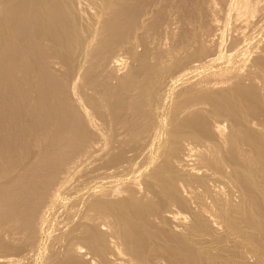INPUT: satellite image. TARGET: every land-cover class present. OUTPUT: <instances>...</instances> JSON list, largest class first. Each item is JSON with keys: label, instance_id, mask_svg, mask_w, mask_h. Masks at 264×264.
<instances>
[{"label": "bare ground", "instance_id": "obj_1", "mask_svg": "<svg viewBox=\"0 0 264 264\" xmlns=\"http://www.w3.org/2000/svg\"><path fill=\"white\" fill-rule=\"evenodd\" d=\"M143 1L145 3V0ZM235 1L236 3L238 2L237 0ZM118 2L119 0H0V149L2 145L4 149L7 148L9 151V149L16 148L18 144L22 148L29 141L31 132L36 133V130H33L30 125L37 118V123H39L37 125L38 129L42 133L43 131L47 132L42 134V136H46L43 140L41 134V138L40 136L38 138V141L41 142L42 140L44 142L42 146L48 144L66 149L70 145H75L80 139V135L84 134L82 132H85L84 126L88 122L90 124L89 127L92 126L93 128L94 134L98 133L99 135L100 133L101 136V133H103L104 136L107 135L103 139L105 144L112 149H114L115 145L119 147L128 145V148L131 146L130 149L132 151V153L128 154H132L129 159L126 157L119 162L115 159L117 153H113L114 156L112 157L107 155L108 157L104 158L109 170L108 173L106 172V181L108 178L107 182L118 181L119 183L117 182L116 185H111L110 183V185L108 184L109 186L103 183L99 190H96L98 186L95 188L91 200L88 198L87 204L84 201L86 208L81 212L78 221L72 225H68L67 223L69 229L65 232L63 231V235L57 238V243L58 239H60V244H58L59 246L61 245L60 249L57 246V250L55 249L53 252L51 250L52 256L47 257L50 263L46 262L49 264H250L253 261L249 260L251 261L249 263L247 258L249 257L248 254L251 253L256 259L255 263L258 262L256 264H264V55H262V52L259 55L252 48L253 45L250 47L254 51L250 52V55H253L251 53L254 52L258 55H253L255 57H252L253 59L248 60V62H245L247 60L245 58V61L242 60L243 64H241L242 61L239 62L238 60L240 65L236 61L237 57L236 60L234 56L232 58L233 53L232 55L228 53L230 54L229 58L228 54L226 55L228 59L223 64L221 63L224 57L223 54L219 56L218 53V58H216V55L214 57L213 54L206 55L207 57H204V60L201 56V60L192 61L186 67V64L182 65L179 69L177 67L178 71L174 76H170L166 72L169 78L167 80L164 79L165 81H161V78L157 76L151 90L147 88L148 86H145L147 84H144L143 81L138 80L136 82L138 79V76H136L137 72L132 70L129 72V75L126 74L120 79L118 77L121 73H118L119 76L115 73L113 76L112 73L113 78L119 79L118 82L112 84L113 82H109L110 74H108L109 77L102 74V77L99 78L98 72H96L98 68L95 69L94 67L95 64L96 67H99L106 59L108 62L109 57L107 56L109 54H106L108 52H103L107 48L105 45L109 44L111 40L114 42L118 38L120 39V36L126 35L131 28L129 25L131 13H133L135 7L134 1L126 0L121 3L120 0V4ZM216 3L214 4L216 5ZM240 3V7L236 4V10L238 7L247 8L248 2L246 0H243L245 6H242V1ZM233 5L234 7L236 6L235 4ZM141 7L139 8L140 10H142ZM253 7L256 6L254 5ZM213 9L212 11H215ZM252 9L253 11L251 12H257L254 10L255 8ZM150 10L152 9H148L142 15L146 16L144 18L141 17L139 29L144 28L145 20L152 14ZM233 11L232 14L236 17H232L234 19L237 18L235 20L238 21L239 17L237 15L242 14V12L240 14L236 12V15L235 11ZM197 12L199 11L197 10ZM261 13L258 15H260L259 19L262 21ZM101 18L106 23L103 31L105 35L103 37L102 31H100L101 37L97 34L99 32H96L97 24ZM245 18L242 17L243 20ZM253 18L256 19L255 14ZM242 19L240 18V21H243ZM103 21H101L102 24ZM240 21L238 22L239 25ZM245 21L242 22L243 26L249 20L246 21V24ZM251 22L252 19L250 20ZM258 24H260V21ZM262 24L264 25V23H261L260 28H264ZM208 26L206 27L208 28ZM173 27L178 28V25L177 27ZM235 27L233 26V29ZM174 28L170 31L172 34L176 30ZM244 28L246 30V27ZM131 29L133 30V27ZM243 29L240 28V30ZM254 29H256L257 33V28L255 27ZM262 30L264 31V29ZM250 31L248 29V33ZM263 31L259 30V32ZM135 33L139 34L137 31ZM140 33L143 32L140 31ZM210 33L213 34L212 32ZM136 34L134 36L135 39L131 38V43L132 40L139 41L141 38L139 37L140 34ZM206 35L208 36L207 33ZM244 35L246 36L245 33L240 36ZM97 36L101 39L99 40ZM254 36L256 35H253L252 38ZM239 37H237L238 40L240 39ZM248 40L251 41L252 39L248 38ZM230 41L232 40L230 39ZM93 44H95V47ZM132 45L130 44L129 46L128 44V47L132 51L133 58H136L141 54ZM249 45L251 44H248L247 50L250 49ZM257 45L254 48L257 49ZM263 45L264 43L260 44L262 48H264ZM201 46L199 47L201 48ZM231 46L233 47L232 42ZM98 48L102 52H96L99 50ZM240 48L238 49L239 52L245 49V47L242 50ZM262 48L258 49L263 51ZM189 50L191 51V48ZM197 50L199 49L197 48ZM89 51H94L93 54L91 52V57L88 56L91 54H87ZM175 51L179 50L176 48ZM214 51L216 50L214 49ZM83 52H86V55L85 53L84 55L87 56L85 57L87 59L88 57L93 59L96 56L99 59L95 58L96 61L93 59L92 64L90 62L91 59L88 61L79 55H83ZM191 52L190 54L193 55L194 53ZM243 52H240V54L243 55ZM51 55L57 57L67 68L64 72L61 71L62 73L60 74H63L64 78L69 80V90L67 91L66 89L67 92H64H69L68 96L63 94L62 91L61 94L59 93L61 87H59L57 77L55 80L53 75L55 72H52L50 75L49 67L47 68V66L46 72L48 69V75L46 72L45 74L42 72L45 69L39 70L41 66L45 68L42 62L49 64L47 60L49 61V58L53 57ZM81 57L84 58L83 61ZM193 57L195 58V56ZM240 57L243 58L241 55ZM113 58L114 60L112 59L111 62H114V64L109 69L114 66L118 68L124 62H121L122 57L115 59L114 56ZM161 58L163 59V57ZM161 63H159L160 67ZM168 63L171 64L170 61ZM181 63L182 61H179L176 65L180 66ZM215 63H219L222 66L224 63H228L230 67L227 68V65L225 66L226 68L223 67L225 69L218 67L219 70L216 71L211 69L213 72L209 71L208 68L207 71L209 72L204 69L202 73L200 70L196 72L198 74L197 78L192 79L194 71L202 67L204 68V66H215ZM33 66L37 67L33 68ZM171 66L173 65L171 64ZM149 67L151 68V66ZM156 68H159V66H156ZM162 68V71L159 73L160 77L164 76L166 71L165 67L164 69ZM215 69H217V66ZM55 74L57 76V72ZM178 80L180 81L179 84L181 83L183 86L180 87L182 88L181 91L180 88L178 91L175 90ZM182 80L187 83L181 82ZM176 92L177 97L174 95ZM20 107L22 108V112L17 121L15 118L18 115L19 111L17 110ZM77 110L83 113L85 117L83 119L87 121L83 120L84 124H86L82 127L83 123L78 125L81 122L79 119L81 115ZM144 117L145 119L148 117L151 122H147V133L144 132V129V133L138 131L143 128ZM15 121L24 128L23 134L25 136L22 134V137L17 138V133H15V130L19 128L17 126H15L16 129L14 128L15 130L9 129V127L13 128ZM35 126L36 124L33 126L34 129ZM2 129H4V133H1ZM10 130L13 133H9ZM39 130L38 132H40ZM53 131L56 133H52ZM57 135L60 136V139H57ZM165 137L167 138L165 139ZM33 138L31 137L30 142ZM85 144L87 145V142ZM40 146L37 145L36 149ZM117 146H115V152ZM24 150L26 151V149ZM28 150L30 152L31 149ZM83 150H80V152ZM126 150H124L125 153ZM100 151L102 152V149ZM29 152L27 151V154ZM105 152L107 154L106 150ZM54 153L55 151H53ZM111 154L112 151L110 152ZM36 155L38 159L42 155L44 161L27 163L20 168L22 172L28 173V175L26 173L28 180H26L24 185L23 183L21 185L20 182V185H18V181L21 179L20 175L17 178L15 175V177H9L6 181L0 180V215L2 213L6 215L5 220L11 219L9 222L11 221L13 225L9 229L15 227L19 230V228L23 229L20 227L22 226L28 237L31 236L30 233L34 230L31 228L32 230L28 234L30 224L33 221L32 211L38 209V203L41 200L43 201L44 194L48 193L46 180L54 177V168L49 174L50 170L48 167L49 176L46 175L45 177L46 167L44 165L48 161H53V157L47 152L45 154L37 152ZM29 156H26V158ZM120 157H118V160ZM139 158H142L141 161H139ZM102 163L104 164V162ZM93 165L95 164L93 163ZM148 165L150 167L152 165L153 167H151L149 172H143ZM96 166L98 167V165ZM91 168H89V171ZM100 169L102 168L100 167ZM104 169L106 168L103 167ZM59 170L58 172L60 173ZM6 171L4 172L3 170L2 172L6 173ZM12 172L10 173L12 174ZM131 172L142 174L139 177L134 176L133 178H129ZM3 173H0V177ZM101 173H98V176ZM21 175L24 176V173ZM4 176L6 177L5 174ZM95 176L100 180L97 175ZM123 177L127 179L120 186V179H123ZM104 180H101L100 183L104 182ZM97 181H94L95 184ZM61 187L65 188L64 185ZM60 188L56 189V194L53 193L54 197L56 195L60 196ZM62 191L64 190L62 189ZM23 196L25 202L21 201L24 200L21 198ZM46 196H49V193ZM87 196L89 197V195ZM45 198L47 199L48 197ZM67 208L69 209L68 206ZM75 213L77 214V212ZM37 216L39 217V215ZM67 219L70 218L68 217ZM27 221H29L28 225H26ZM35 221L37 222V220ZM72 221H75V217ZM34 224L33 227L36 226ZM13 236L15 237V234ZM14 237L13 239H15ZM8 247L10 245H6V241L0 242L1 253L4 252L2 250ZM6 250L7 252L9 251V249ZM250 257L252 256L250 255ZM7 258L9 256L4 260L8 261L6 260ZM0 259L4 264L3 257Z\"/></svg>", "mask_w": 264, "mask_h": 264}, {"label": "rangeland", "instance_id": "obj_2", "mask_svg": "<svg viewBox=\"0 0 264 264\" xmlns=\"http://www.w3.org/2000/svg\"><path fill=\"white\" fill-rule=\"evenodd\" d=\"M118 1V0H117ZM126 0H121V3H123V2H125ZM131 1H134V6L136 7H134V10H133V13H131L132 15H131V18H130V27L132 28L133 27V30L130 28V30L128 31V33L126 34V35H122V36H120V39H119V41H118V39L117 40H115L114 42L111 40L110 42H109V44L107 43V45H105V46H107V48H105V50L103 51V52H108V53H106V54H109L107 57H109L108 58V62H107V59H106V61L101 65H99V67H96V64H95V69L96 68H98L97 70H96V72H98V77L100 78V77H102L101 75L103 74V75H105V76H108V74H110V77H109V82L111 83V82H113L112 84H115V82H118L119 81V79L121 78V77H123V76H125L126 74H128L129 75V72L132 70V71H136L137 72V75L136 76H138V79H137V81L136 82H138V80L139 81H143V83L145 84H147V85H145V86H148L147 88H149V90H151V88H152V85L154 86V81H156V79H157V76H159L158 78H161V81H163L164 79L165 80H167L169 77V75L171 76V75H175L176 73H177V67H178V69L179 68H181L182 67V65H184V64H186L185 65V67L186 66H188L192 61L194 62L195 60H201V58L204 60L208 55H211V54H213V56L214 55H216V58H218V55L220 56L221 54H223L224 55V57L222 58V61H221V63L223 64V62H225V60L226 59H228L229 57H230V54L232 55V53H233V55H232V58H233V56L235 57L234 59L236 60L237 58V62H238V60H239V62H241L242 60L243 61H245V58L247 59L245 62H248V60H252L256 55H260L261 54V52H262V55H264V48H262V46H260V44L262 45V43H264V37H262V36H264V31L262 30V29H264L262 26V28H260V24L261 23H264V0H253V1H251V0H246L247 2H248V6H247V8L245 7V9H244V7H241V8H239L241 5H239V4H241L240 2L242 1V3H243V0H237L238 2L236 3V1L235 0H145V3H144V1L143 0H131ZM137 1V2H136ZM211 1V2H210ZM218 1V2H217ZM219 1H220V5H219ZM142 2V3H141ZM177 2V3H176ZM186 2V3H185ZM210 2V3H209ZM217 2V3H216ZM223 2V3H222ZM225 2V3H224ZM233 2V3H232ZM119 4H120V0H119V2H118ZM139 3V4H138ZM169 3V4H168ZM172 3V4H171ZM214 3H216V5L214 4ZM149 4V5H148ZM181 4V5H180ZM233 4H237L239 7H238V11L236 10V7H237V5L234 7V5ZM258 4H259V6H258ZM139 5V6H138ZM142 7H141V6ZM169 5V6H168ZM187 5V6H186ZM220 6V8H222L221 10H220V8H219V6ZM222 5V6H221ZM232 5H233V7H232ZM256 6V7H253V6ZM150 6V7H149ZM178 6V7H177ZM242 6H245L244 5V3L242 4ZM261 6H262V8H263V10H262V8H261ZM142 8V10H140L139 8ZM144 7V8H143ZM149 7V8H148ZM182 7V8H181ZM190 7V8H189ZM257 7H259V8H257ZM147 8V9H146ZM213 8H215V9H213ZM252 8H255L254 10L255 11H257V12H251V11H253V9ZM135 9H136V11H135ZM139 9V10H138ZM148 9H152V10H150L151 12H152V14L150 15V16H148V18L145 20V22L147 23H145L143 26H144V28L143 29H139V22H140V20H142V18L141 17H145V16H142L143 14H145V12H147V10ZM164 11H163V10ZM212 9L213 10H215V11H212ZM218 10V12H217V10ZM251 9V10H250ZM257 9V10H256ZM146 10V11H145ZM185 10V11H184ZM186 10H187V13H186ZM189 10V11H188ZM197 10L199 11V12H197ZM200 10H202V11H200ZM229 10V11H228ZM235 12H234V11ZM241 10V11H240ZM244 10V11H243ZM134 11H135V13H134ZM170 11V12H169ZM180 11V12H179ZM209 11V12H208ZM232 11L234 12V13H238V14H240L241 12H242V14H240V15H237V13H236V15L239 17L238 18V21H236L237 20V18H233V17H236V16H234L233 14H232ZM240 11V12H239ZM263 13H261V12ZM142 12V13H141ZM144 12V13H143ZM191 12H192V14H191ZM244 12V13H243ZM249 12H251V13H249ZM258 12H260L261 13V18H263V20L261 21V19H259L260 18V15H258V14H260V13H258ZM136 13H137V15H136ZM172 13V14H171ZM200 13V14H199ZM209 13H210V15H209ZM228 13V15H226ZM253 13V14H252ZM256 13H258V14H256ZM160 14H161V16H160ZM191 14V15H190ZM215 14H216V17H215ZM252 14V15H251ZM254 14H255V16H256V19L255 18H253V16H254ZM158 15V16H157ZM186 15V16H185ZM218 15H219V17H218ZM222 15V17H220ZM247 15H248V18H247ZM249 15H251V16H249ZM258 15V16H257ZM154 16V17H153ZM167 16V17H166ZM208 16V17H207ZM233 16V17H232ZM241 16V17H240ZM134 17V18H133ZM177 17V18H176ZM181 17V18H180ZM198 17V18H197ZM242 17L243 18H245V20L246 21H248L249 22V24H248V22H247V24H246V21L245 20H243L242 19ZM252 17V18H251ZM257 17H258V20L260 21V24H258L259 23V21L257 20ZM105 18H106V16H105ZM155 20H154V19ZM157 18V19H156ZM183 18V19H182ZM222 19V21H221V19ZM240 18L243 20V21H240ZM250 18V19H249ZM103 18H101V20H99V22H98V24H97V30H96V32H99V33H97L100 37H101V32L100 31H102V37L105 35L104 34V28H105V24L106 23H104V21L102 20ZM107 19V18H106ZM106 19H105V22H106ZM192 19V20H191ZM218 19V20H217ZM252 19V22L250 23V20ZM255 19V21H253ZM135 20H136V22H135ZM154 20V21H153ZM185 20V21H184ZM200 20V21H199ZM225 20V21H224ZM101 21H103V24L101 23ZM156 21V22H155ZM163 21H164V23H163ZM196 21V22H195ZM213 21V22H212ZM233 21V22H232ZM240 21V25H239V22ZM245 21V24L246 25H244L243 26V23L242 22H244ZM161 22V23H160ZM173 22V23H172ZM176 22H177V24H176ZM210 22V23H209ZM258 22V23H257ZM172 23V24H171ZM182 23V24H181ZM197 23V24H196ZM199 23V24H198ZM232 23V24H231ZM234 23V24H233ZM253 23V24H252ZM257 23V24H256ZM100 24H102L101 26H100ZM160 24V25H159ZM171 24V25H170ZM174 24V25H173ZM221 24V25H220ZM241 24H242V26H241ZM251 24V26H249ZM256 24V25H255ZM148 25V26H147ZM177 25H178V28H174L173 26H176L177 27ZM183 25V26H182ZM187 25V26H186ZM205 25V26H204ZM208 25H210V26H208ZM212 25V26H211ZM235 25H236V27H235ZM239 25V27L241 28V29H243L244 27H246V30H240V28L239 27H237ZM247 25H248V29L249 30H251L249 33H248V29H247ZM254 25H255V27L257 28V33H256V29H254L255 27H254ZM257 25H259L258 27H257ZM263 25V24H262ZM146 26H147V28H146ZM150 26V27H149ZM152 26V27H151ZM163 26V27H162ZM183 28H182V27ZM206 26H208V28L206 27ZM233 26L235 27L234 29H233ZM264 26V25H263ZM136 27V28H135ZM170 27H171V29H170ZM205 27V28H204ZM252 27H254V28H252ZM138 28V30H136ZM167 30H166V29ZM172 28H174V29H176L175 30V32L172 34L170 31L172 30ZM185 28V29H184ZM204 28V29H203ZM210 28V29H209ZM230 28V29H229ZM237 28V29H236ZM103 29V30H102ZM145 29V30H144ZM160 29H161V31H160ZM180 29V30H179ZM213 29V30H212ZM261 29V31H263V32H259V30ZM165 30V31H164ZM191 30V31H190ZM202 30V31H201ZM210 30V31H209ZM221 30V31H220ZM139 32V34H140V36L139 37H141L140 39H139V41H133L132 40V43H131V38L133 39L134 38V36H135V32ZM140 31L141 32H143L144 33V35H146V36H144L143 35V33H140ZM167 31V32H166ZM204 31V32H203ZM239 31H243V32H239ZM247 33H246V32ZM203 32V33H202ZM210 32H212L213 34H211ZM216 32V33H215ZM239 32V33H238ZM254 32H255V34H254ZM163 33V34H162ZM169 34V36H168V34ZM204 33H205V35H204ZM206 33L208 34V36L206 35ZM227 34V36H226V34ZM241 33H245L246 34V36H247V38H246V36L244 35V36H240V35H243V34H241ZM261 33V34H260ZM96 34V35H97ZM139 34H136V35H139ZM167 34V35H166ZM172 34V35H171ZM222 34V35H221ZM128 35V36H127ZM133 35V36H132ZM215 35H217V36H215ZM231 35H232V38H231ZM237 35V36H236ZM240 37H239V36ZM253 35H256V36H254L253 38H252V36ZM127 36V37H126ZM226 36V37H225ZM130 39H129V38ZM197 37V38H196ZM237 37H239L240 39L238 40V38ZM244 37V38H243ZM261 37V38H260ZM97 38H99L98 36H97ZM122 38V39H121ZM193 38H194V40H193ZM241 38H243V39H241ZM248 38L249 39H252L251 41L253 42H251V41H249L248 40ZM256 38V39H255ZM262 38H263V40H262ZM101 38H99V40H100ZM135 39V38H134ZM185 39V40H184ZM198 39V40H197ZM224 39V40H223ZM230 39L232 40V41H230ZM246 39V40H245ZM255 39V40H254ZM258 39H260L259 41H258ZM98 40V39H97ZM98 40V41H99ZM130 40V41H129ZM195 40H196V43H195ZM205 40V41H204ZM233 40H235V41H233ZM257 40V41H256ZM97 41V42H98ZM118 41V42H117ZM122 41H123V43H122ZM158 41V42H157ZM187 41V42H186ZM189 41V42H188ZM199 41V42H198ZM211 41H213V42H211ZM215 41H216V44H215ZM218 41V42H217ZM227 41V42H226ZM238 41V42H237ZM243 41H245V42H243ZM256 41V42H255ZM260 41H262V42H260ZM134 42V43H133ZM177 42V43H176ZM187 44H186V43ZM211 42V43H210ZM231 42H232V45H233V47L231 46ZM237 42V43H236ZM250 42V43H249ZM255 42V43H254ZM259 42V43H258ZM193 43V44H192ZM236 44V46H235V44ZM243 43V44H242ZM251 44V45H249V50H247L246 49V47L248 46V44ZM120 44V45H119ZM128 44H129V46H130V44L136 49V51L138 52V53H140L141 55L140 56H138V57H136V58H133V54H132V51L130 50V47H128ZM196 44V45H195ZM203 44H205V45H203ZM207 44V45H206ZM212 44V45H211ZM213 44H214V46H213ZM242 44V45H241ZM245 44V45H244ZM247 44V45H246ZM258 44V45H257ZM94 45V47H95V44H93ZM176 46V48H177V50H179V51H175L176 50V48H175V46ZM185 45H187V47H185ZM193 47H192V46ZM202 45V46H201ZM211 45V46H210ZM218 45V46H217ZM227 45V46H226ZM254 45V46H253ZM255 45H257L258 47H257V49L258 48H262L263 49V51L262 50H260V49H256V48H254L255 47ZM96 46H98V45H96ZM178 46H179V48H178ZM189 46H191V47H189ZM199 46H201V48L199 47ZM204 46H205V48H206V50H205V48H204ZM250 46H253L252 48L253 49H255V51H257L258 52V54H255V52L254 53H251V54H253V55H255V56H253V55H250V52H252V51H254ZM181 47H182V49H181ZM185 49H184V48ZM195 47H196V49H195ZM212 47V48H211ZM240 47H242V48H240ZM245 47V49H243ZM263 47H264V45H263ZM119 48H121V49H119ZM191 48V51L189 50ZM197 48L200 50H197ZM218 48V49H217ZM220 48V49H219ZM237 48V49H236ZM243 49L242 51H240V52H243V55L245 54V56H243L242 54H240V52H239V50L238 49ZM99 49V48H98ZM167 49V50H166ZM169 49V50H168ZM172 49V50H171ZM174 49V50H173ZM187 49H188V51H190L191 53H194L193 55L192 54H190V52H188L187 51ZM194 49H195V51H194ZM210 49V51L208 52V50ZM214 49L216 50V51H214ZM232 49V50H231ZM81 50V49H80ZM79 50V52H81ZM97 50V49H96ZM107 50V51H106ZM183 51V52H181V51ZM228 50V51H227ZM260 50V51H259ZM98 51H100V52H102V50H97L96 52H98ZM111 51V52H110ZM127 51V52H126ZM130 51V52H129ZM206 51H207V53H206ZM78 52V53H79ZM92 52V54H93V52L94 51H91ZM91 52L89 51V52H87V54L89 53V54H91ZM96 52L94 53L95 54V56H96ZM112 52H113V54H112ZM129 52V53H128ZM170 52V53H169ZM174 52V53H173ZM180 52V53H179ZM185 52V53H184ZM249 54H248V53ZM52 53V52H51ZM84 53H85V55H86V52H83V55L82 54H79V55H81V56H83L84 58L85 57H87V56H85L84 55ZM104 53V54H105ZM172 53V55H170ZM180 55H179V54ZM219 53V54H218ZM228 53H230V54H228ZM54 54V53H53ZM92 54L91 55H88L89 57H91L92 56ZM168 54V55H167ZM183 54V55H182ZM187 54H189V55H187ZM218 54V55H217ZM228 54V58H227V55ZM237 54H240L243 58H241L240 57V55H237ZM98 55V54H97ZM118 55V56H117ZM174 55V56H173ZM205 55V56H204ZM207 55V56H206ZM248 55H249V57H248ZM51 56H53V55H51ZM100 56V55H99ZM103 56V55H102ZM115 56V59L117 58L118 59V57L119 58H121L122 60H121V62H123L121 65H122V67H121V65H119L118 66V68L117 67H113V68H110L109 69V67H112V65L114 64V62H111L112 61V59L114 60V57ZM142 56V57H141ZM173 58V60H172V58ZM193 56H195V58L193 57ZM202 56V57H201ZM83 57H81V59H82V61L84 60V58ZM88 57V59L87 58H85V59H87L88 61L91 59V58H89ZM94 57V56H93ZM106 57V58H107ZM124 57V58H123ZM139 57H141L140 59H137V58H139ZM161 57H163V59L161 58ZM205 57V58H204ZM215 57V56H214ZM237 57V58H236ZM248 57V58H247ZM253 57V58H252ZM53 58V59H52ZM95 58H97V59H99V57H95ZM95 58H93L95 61H96V59ZM100 58H101V56H100ZM111 58V59H110ZM164 58H166V59H168V60H164ZM198 58V59H197ZM81 59H80V61H81ZM93 59H91V63H92V61H93ZM110 59V60H109ZM182 59V60H181ZM58 60V61H57ZM87 60H85V62H87ZM141 60H143V61H141ZM161 60V61H160ZM164 60V61H163ZM50 61V62H49ZM49 61L47 60V62L50 64H45L44 62H42V65H44L45 66V68L43 67V66H41V64H39L40 66H41V68H39V70L41 71L42 69L44 70L45 69V71H42L44 74H45V72H46V66H47V68L49 67V71H50V75H51V73L52 72H57V76H56V74L54 73L53 75H54V77H55V80H56V77H57V82L59 83V87H61L60 89H59V93L61 94V91H62V93L63 94H65L66 96H68L67 94L69 93H64V92H67L68 90H69V80L68 79H66V78H64V75L63 74H60V73H62V72H64L65 71V69L67 70V68H65V66L59 61V59L57 58V57H50L49 58ZM52 61V62H51ZM98 61V60H97ZM110 61V62H109ZM170 61V63L173 65V66H171V64H169L168 62ZM179 61H182V63H181V65L180 66H178V65H176ZM243 61L241 62V64H243ZM99 62V61H98ZM155 62V63H154ZM156 62H157V65H156ZM162 62V63H161ZM238 62V63H239ZM159 63H161L162 65H164V66H162L161 65V67H160V65H159ZM93 64V63H92ZM106 64H108L107 66H106ZM111 64V65H110ZM188 64V65H187ZM49 65V66H48ZM127 65V66H126ZM143 67H142V66ZM153 65V66H152ZM170 65V66H169ZM174 65H175V67H174ZM227 65V68L228 67H230V65H228V63H224V65L222 66V65H219V63H215V66H204V68L202 67L201 69H197V71H194V74H192L193 75V78L192 79H196L197 78V76H198V74L196 73V72H198V71H202V73H203V71H204V69H205V71H207V68H208V70L209 71H211V69L212 70H214V71H216V70H219V68L221 67V68H223V67H225ZM239 65H240V63H239ZM39 66V67H40ZM63 66V67H62ZM98 66V65H97ZM106 66V68H104ZM149 66H151V68L149 67ZM156 66H159V68H156ZM216 66H217V69H215L216 68ZM232 66V65H231ZM35 67H37V66H33V68H35ZM61 67V68H60ZM102 69H101V68ZM127 67V68H126ZM153 67V68H152ZM154 67H155V70H154ZM163 67V68H162ZM164 67H165V69H166V71H165V75L164 76H162V77H160V72L162 71L161 70V68L162 69H164ZM173 67H174V69H173ZM184 67V66H183ZM209 67H210V69H209ZM211 67H213V68H211ZM219 67V68H218ZM121 70H120V69ZM125 68V69H124ZM149 68V69H148ZM169 68H170V70H169ZM220 68V69H221ZM226 68V67H225ZM225 68H223V69H225ZM93 69V68H92ZM99 69H101V71H99ZM117 69V70H116ZM119 69V70H118ZM203 69V70H202ZM52 70V71H51ZM114 70V71H113ZM151 70H152V72H151ZM158 70H159V72H158ZM62 71V72H61ZM116 71V72H115ZM124 71V72H123ZM173 71V72H172ZM209 71H207V72H209ZM99 72H100V74H99ZM108 72V73H107ZM166 72H168L169 73V75L166 73ZM170 72H172V74H170ZM211 72H213V71H211ZM47 75H48V69H47ZM112 73H113V76H114V73L117 75V76H119V74L121 73V75L118 77L119 79L117 80L116 78H113V76H112ZM119 73V74H118ZM157 73V74H156ZM191 73H193V72H191ZM43 74V75H44ZM156 74V75H155ZM100 75V76H99ZM82 76V75H81ZM116 76V77H117ZM150 76V77H149ZM59 77V78H58ZM153 78H155V79H153ZM58 79H59V81H58ZM65 79V80H64ZM104 79V78H103ZM149 79H150V81H149ZM191 79V80H192ZM117 80V81H116ZM153 80V81H152ZM164 80V81H165ZM65 81H67V82H65ZM145 81V82H144ZM152 81V82H151ZM151 84H150V83ZM179 80L176 82V87L178 86V88L176 89V87H175V90L176 91H178V89L180 88V87H183L182 86V84L180 83L179 84ZM181 82H184L183 80L181 81ZM153 83V84H152ZM184 83H187V82H184ZM61 84V85H60ZM117 84V83H116ZM178 84V85H177ZM68 87V88H67ZM63 89V90H62ZM66 89H67V91H66ZM181 89L182 88H180V91H181ZM175 90H174V92H175ZM179 94H182V93H180V92H178ZM178 94V95H179ZM64 95V96H65ZM174 95H176L175 97H177V92L176 93H174ZM66 96H65V98H66ZM179 97V96H178ZM67 99V98H66ZM175 105V104H174ZM74 107V106H73ZM22 108L20 107L17 111H19L18 112V115L16 116V118H15V120H17L18 121V119H19V117H20V115H21V112H22V110H21ZM76 110V109H75ZM77 112H79L78 110H77ZM79 114L81 115V117L79 116ZM79 114H78V116H79V119H80V123L78 124V121H77V124L78 125H81L82 123V125H81V127L82 126H84L85 124H84V121L83 120H85V119H83V118H85L84 116H83V113L80 111L79 112ZM148 119V117L145 119V117L143 118V128H141V129H139L138 131H141V133H147L146 132V128H147V126H148V123L147 122H150L149 121V119ZM37 118L34 120V122L32 121V124L30 125V127L31 128H33V130H36L35 132V134H34V132L32 131L31 133V137L33 138L32 140H31V142H30V139H31V137L29 138V141H27L25 144H24V146H22V148H21V146L18 144V145H16V148L14 147V149H16L15 151H14V149H9V151L7 150V148L6 149H4L3 147H2V145H1V149H3V150H1L0 149V155L1 154H3V155H1L0 156V158H1V160H0V173H3L2 171L4 170V172L6 171V173H3L2 174V176L0 177V180L1 181H6V180H8L9 179V177H12V176H16V178H17V176H19L20 175V177H21V179L18 181V185H20L19 184V182L21 183V185H22V183H23V185L25 184V182H26V180H28V177H27V175H28V173H27V175H26V173L25 172H22L21 171V166L22 165H24V164H27V163H33L34 161L35 162H38V161H44V159H42V155H40V158L38 159V158H36L37 157V155H36V153L37 152H41V153H49V155L50 156H52L53 157V161H48V163H45L44 165H45V167H46V174H45V177H46V175H48L49 176V174L51 173V171H52V169L54 168V177L56 178V180H55V178L54 177H52L50 180H46V182H47V189H48V193H49V196H46V194L48 195V193L46 192V194H44V196L45 197H48L47 199L45 198H42L43 199V201L41 200V202L40 203H38V209H36V211L34 210V211H32V218H33V221H35V220H37V222L35 221V222H31V224H30V230H28V234L30 233V231L32 230L31 228H33L34 230H32V233H30L31 234V236L30 237H28V235L25 233V231L23 230L24 229V227H22V226H20L21 228H23V229H20L19 228V230H18V228H15V227H12V229L10 228L9 229V227L11 226V225H13V223L11 222V224H10V222H9V220H11V219H9V218H6V219H9V220H5V217H6V215H4L3 213H2V215H0V223H1V225H0V229H1V231H0V242H5L6 241V245L8 244V245H10V247H8V248H6V249H9V251L7 252V250L5 249V250H2V251H4V252H2L1 253V250H0V258H2L3 257V260L6 258V257H8L9 256V258H11V259H9V258H7L6 260H8V261H5L4 260V264H49L50 262V260L48 259L49 258V256L51 257L52 256V253H51V250H52V252L56 249L57 250V246H58V248L60 249V246L58 245V244H60V239H58V243H57V238L58 237H60V235H63V233L66 231V230H68L69 229V227H68V225L70 224V225H72V224H74L75 222H77L78 221V219L80 218V214H81V212L82 211H84L85 210V208H86V204H87V202H88V198H90V200H91V198H92V193L95 191V188H97V186H98V188L96 189V190H99V188H101L102 187V185H103V183H104V185H106V186H109L110 185V183H111V185L112 184H115L116 185V183L118 182V181H116V182H107L109 179L107 178V181H106V175H107V173H108V169H107V163L105 162V159L108 157L107 155H109L110 157H112V156H114V154L113 153H117L116 154V157H115V159L119 162V161H122V159L124 160V158H126V157H128V159L130 158V156L132 155V154H130V155H128L129 153H132V151H131V149H130V147L131 146H129V148H128V145H126L127 146V148H126V146L124 147V146H121V147H119V146H117V145H115V146H117L116 147V152H115V146H114V149H112L110 146H108V145H106L105 144V141H104V137L105 136H107V135H103V133H101V136H100V133H99V135H98V133H96V134H94L93 133V128H92V126H90L89 127V125L90 124H88V122L85 120V122H87V125H85L84 126V131L85 132H82V133H84L83 135H80V139L76 142V144L75 145H73V146H69V147H67L66 149L65 148H61V147H59V146H52V145H48V144H46L45 146L47 147V149H46V147L45 146H42V145H44V142L42 141L46 136L45 135H43L42 136V134L43 133H47V132H45V131H43V133H42V131H40L39 129H38V124L39 123H37ZM145 122V123H144ZM34 123V124H33ZM151 123V122H150ZM15 124H17V125H15ZM36 124V126H35V129H34V125ZM145 124H146V126H145ZM3 126V125H2ZM5 126V125H4ZM15 126H17V127H19L18 129H16V127ZM86 126H87V128H86ZM89 127V128H88ZM16 130H15V129ZM6 129V128H5ZM9 129H14L15 130V133H17V138L18 137H22V134L24 133V128L23 127H21L20 126V124L19 123H16V121L14 122V126H13V128L12 127H9ZM20 129V130H19ZM22 129V130H21ZM90 129V130H89ZM143 129L145 130L144 132H143ZM38 130L40 131V132H38ZM150 130V129H149ZM19 132V134H18V132ZM23 131V132H22ZM91 133H90V132ZM138 131H136V133H138ZM4 133V129H2V131H1V133ZM95 132V131H94ZM9 133H13L12 132V130H10V132ZM39 133V134H38ZM52 133H56V132H52ZM140 133V132H139ZM40 134H41V136L43 137L42 138V140H41V142L40 141H38V138H39V136H40ZM88 135V136H84V135ZM24 135V134H23ZM94 135H95V137H94ZM25 136V135H24ZM41 136H40V138H41ZM82 136V137H81ZM83 136H84V138H83ZM91 136H92V139H91ZM98 136V137H97ZM56 137H58L57 139H60L59 137V135H57ZM97 137V138H96ZM101 139H100V138ZM168 137V136H167ZM167 137H165V139L167 138ZM86 138V139H85ZM94 138H96L97 139V141H95L96 139H94ZM107 138V137H106ZM82 139H84V140H82ZM90 139V140H89ZM82 140V141H81ZM101 140V141H100ZM103 140V141H102ZM163 140V139H162ZM32 141H33V143H32ZM84 141H85V143L87 142V145L88 144H90V145H88V147H87V145L84 143ZM91 143H90V142ZM29 144V147H28V144ZM78 143V144H77ZM82 143V144H81ZM94 143V144H93ZM103 143H104V145H103ZM22 145H23V143H21ZM26 144H27V147H26ZM31 144H33V145H31ZM35 144H37L38 146L39 145H41L40 147H37V149H36V146H34ZM97 144V145H96ZM102 144V145H101ZM30 146H31V148H30ZM96 146V147H95ZM26 147V148H25ZM78 147V148H77ZM81 147V148H80ZM93 147H94V149H93ZM123 147V148H122ZM19 148V149H18ZM60 148H61V150H60ZM86 148H89V149H87L86 150ZM105 148V149H104ZM127 150H126V149ZM18 149V150H17ZM24 149H26V151L24 150ZM28 149H31L30 150V152H29V150ZM83 149H85V150H83ZM93 149V150H92ZM102 149V152L100 151ZM123 149V150H122ZM128 149H129V151H128ZM6 151V153H5V151ZM38 150V151H37ZM63 150V151H62ZM80 150H83V151H81L80 152ZM105 150L107 151V154H105L106 152H105ZM110 150V152L112 151V154L110 155V152H108ZM119 150V151H118ZM124 150H126V153H125V151ZM1 151H2V153H1ZM13 151V152H12ZM23 151V152H22ZM27 151L29 152L28 154H27ZM49 151V152H48ZM53 151H55V153L53 154ZM62 151V152H61ZM84 151H85V153H84ZM87 151H88V153H87ZM95 151H96V154H95ZM104 151V152H103ZM123 151H124V153H123ZM17 152V153H16ZM33 152V153H32ZM51 152V153H50ZM65 152H67V153H65ZM78 152V153H77ZM100 152H101V155H100ZM5 153V154H4ZM9 153V154H8ZM25 153V154H24ZM65 153V154H64ZM82 153V154H81ZM8 156H7V155ZM16 154V155H15ZM29 154H31V156H29ZM56 154V155H55ZM59 154V155H58ZM86 154H88V155H86ZM104 154V155H103ZM119 154H120V156H122V157H120L119 156ZM126 154V155H125ZM10 155H12V156H10ZM18 155V156H17ZM33 155V156H32ZM54 155V156H53ZM58 155V156H57ZM63 155V156H62ZM78 155V156H77ZM91 155V156H90ZM96 155H97V157H96ZM102 155H103V157H102ZM106 155V156H105ZM125 155V156H124ZM6 156V157H5ZM14 156V157H13ZM15 156H16V160H15ZM26 156H29L28 158H26ZM35 156V157H34ZM45 156V155H44ZM67 156H68V158H67ZM70 156V157H69ZM85 156H87V157H85ZM120 157L119 158V160H118V157ZM124 156V157H123ZM39 157V156H38ZM56 157H60L59 159L58 158H56ZM76 157H78V158H76ZM90 157V158H89ZM101 157V158H100ZM8 158V160H6ZM23 158H24V162H23ZM32 158V159H31ZM46 158V157H45ZM62 158V160H60ZM65 158H66V160H65ZM80 158V159H79ZM87 158V159H86ZM105 158V159H104ZM13 159H14V162H13ZM25 159H27L26 160V162H25ZM42 159V160H41ZM68 159V160H67ZM75 159H76V161H75ZM100 159V160H99ZM141 159L142 158H139V161H141ZM60 160V161H59ZM85 160H86V163H85ZM88 160V161H87ZM5 163H4V162ZM31 161V162H30ZM79 161V162H78ZM83 161H84V166H83ZM9 162V163H8ZM50 162V163H49ZM102 162H104V164L102 163ZM6 163H7V165H6ZM16 163V164H15ZM19 163V164H18ZM51 163H52V167L50 168V166H51ZM81 163H82V165H81ZM88 163V164H87ZM93 163L95 164V165H93ZM101 163V164H100ZM18 164V165H17ZM47 164V165H46ZM78 164H79V166H78ZM6 165V166H5ZM65 165V166H64ZM96 165H98V167L96 166ZM102 165V166H101ZM106 165V166H105ZM17 168H15V167ZM55 166V167H54ZM69 168H68V167ZM79 168H78V167ZM110 166V165H109ZM47 167H48V169L50 170V172H49V174H48V169H47ZM63 167V168H62ZM75 167V168H74ZM92 167V168H91ZM100 167L102 168V169H100ZM103 167H105L106 169H104L103 170ZM150 167V165H148L147 166V170L145 169L143 172H149L150 171V169H151V167H153L152 165H151V167ZM5 168H6V170H5ZM19 168V169H18ZM57 168V169H56ZM88 168V169H87ZM89 168H91V170L89 171ZM99 170H98V169ZM15 169V170H14ZM58 169H60L59 171H60V173L58 172ZM14 170V171H13ZM73 170V171H72ZM81 170V171H80ZM105 170H107V171H105ZM13 171V172H12ZM62 171V172H61ZM70 171H72V172H70ZM85 171V172H84ZM89 171V172H88ZM91 171H93V172H91ZM96 171V172H95ZM8 172V173H7ZM10 172H12V174L10 173ZM33 172V171H32ZM55 172H56V174L59 176H57L56 174H55ZM65 172V173H64ZM91 172V173H90ZM102 172V173H101ZM107 172V173H106ZM22 173H24V176L23 175H21ZM34 173H36V172H34ZM96 173V174H95ZM98 173H101V174H99V176H98ZM133 175H132V174ZM129 175H127V176H129V178H133L134 176H136V177H139L142 173H139V172H131ZM4 174L6 175V177L4 176ZM65 175V177H63L64 175ZM67 174V175H66ZM71 174V175H70ZM88 174V175H87ZM91 174H93L94 175V177H93V175H91ZM135 174V175H134ZM7 175H8V177H7ZM95 175H97L98 176V178L100 179V180H98L97 179V177L95 176ZM14 176V177H15ZM67 176V177H66ZM70 176V177H69ZM85 176V177H84ZM90 176V177H89ZM126 176V177H127ZM44 177V178H45ZM75 177V178H74ZM27 178V179H26ZM59 178V179H58ZM62 178V179H61ZM63 178H64V180H63ZM83 178V179H82ZM95 178V179H94ZM23 179H25V180H23ZM76 179H78V180H76ZM81 179V180H80ZM93 179V180H92ZM105 179V180H104ZM125 179H127V178H125ZM124 179V177H123V179H120L121 180V182H120V186H121V184H123V181L125 180ZM42 180V179H41ZM67 180V181H66ZM79 180H80V183H79ZM92 180V181H91ZM98 180V181H97ZM103 181L104 180V182H101L100 183V181ZM119 180V181H120ZM0 181V182H1ZM74 181V182H73ZM82 181V182H81ZM83 181H84V183H83ZM97 181V183L95 184V182ZM45 182V181H44ZM64 182H66V183H64ZM89 182V183H88ZM91 182V183H90ZM106 182H107V184H106ZM98 183H100V184H98ZM119 183V182H118ZM73 184V185H72ZM75 184V185H74ZM87 184V185H86ZM95 184V185H94ZM109 184V185H108ZM62 185H64V187L65 188H60V186H62ZM84 185V186H83ZM123 186V185H122ZM52 187V188H51ZM74 187H75V189H74ZM52 190H51V189ZM60 188V190L59 191H61V193H60V196H57L56 195V197H54L53 195V193H57V190L56 189H59ZM69 188V189H68ZM62 189L64 190V191H62ZM71 189V190H70ZM73 189H74V191H73ZM52 192H51V191ZM54 190V191H53ZM58 191V192H59ZM91 191V192H90ZM51 192V193H50ZM63 192H64V194H63ZM50 195H51V197H50ZM87 195H89V197L87 196ZM61 196H62V198H61ZM72 196V197H71ZM21 198H23L24 200H21V201H24L25 202V198H24V196L23 197H21ZM52 198V199H51ZM54 198V199H53ZM56 198V199H55ZM80 198H81V200H80ZM84 200H83V199ZM78 199V200H77ZM86 199V200H85ZM54 200V201H53ZM56 200V201H55ZM82 200H83V202H82ZM20 201V200H19ZM44 201H45V203H44ZM51 201H53V202H51ZM61 201V202H60ZM77 201H78V203H77ZM84 201L86 202V204H84ZM27 202V201H26ZM80 202V203H79ZM50 203V204H49ZM53 203V204H52ZM82 204H83V206H82ZM48 205V206H47ZM61 207H60V206ZM70 205V206H69ZM67 206L69 207V209L67 208ZM85 206V207H84ZM42 207V208H41ZM77 207H78V209H77ZM41 208V212L40 211H38L39 209ZM60 208V209H59ZM65 208V209H64ZM74 208H75V210H74ZM80 208V209H79ZM67 209V210H66ZM82 209V210H81ZM84 209V210H83ZM80 212H79V211ZM67 212V213H66ZM72 212V213H71ZM75 212H77V214L75 213ZM79 213V214H78ZM42 214V215H41ZM69 214V215H68ZM73 214H75V215H73ZM37 215H39V217L37 216ZM77 215H79V216H77ZM67 216V217H66ZM1 217H2V219H1ZM8 217V216H7ZM9 217L11 218V216L9 215ZM39 219H38V218ZM41 217V218H40ZM70 218V219H67V218ZM74 217H75V221L73 222L72 220L74 219ZM35 218H37V219H35ZM73 218V219H72ZM72 219V220H71ZM70 220V221H69ZM6 221H7V223H6ZM39 221V222H38ZM69 222H71V223H69ZM27 223H29V221H27L26 222V225H28ZM36 224V226L35 227H33V224ZM67 223H68V225H67ZM3 224V225H2ZM34 224V225H35ZM67 225V226H66ZM7 226V227H6ZM32 226V227H31ZM3 228V229H2ZM65 228V229H64ZM15 229V230H14ZM16 232H14V231ZM21 230V231H20ZM37 230V231H36ZM7 231V232H6ZM64 231V232H63ZM4 232H5V234H4ZM9 232V233H8ZM22 232V233H21ZM7 233H8V236H7ZM12 233H13V235L15 234V237L12 235ZM20 235H19V234ZM24 234V235H23ZM38 234V235H37ZM58 234V235H57ZM11 235V236H10ZM19 235V236H18ZM34 235V236H33ZM10 236V237H9ZM23 236V237H22ZM55 236V237H54ZM13 237L15 238V239H13ZM20 237V238H19ZM28 237V238H27ZM32 237V238H31ZM34 237V238H33ZM36 237H37V239H36ZM13 240H12V239ZM36 239V240H35ZM16 240V241H15ZM34 240V241H33ZM48 240V241H47ZM54 240H56V241H54ZM14 241H15V243H14ZM26 242V243H25ZM56 243V244H55ZM35 244V245H34ZM55 244V245H54ZM33 245V246H32ZM48 245V246H47ZM30 246H31V248H30ZM51 246V247H50ZM23 247H24V249H23ZM28 247V248H27ZM32 247H34V248H32ZM52 247H54V248H52ZM14 248V249H13ZM37 248V249H36ZM46 248H47V250H46ZM16 249H18V250H16ZM20 249V250H19ZM23 250V252H22V250ZM33 249V250H32ZM25 250V251H24ZM46 250V251H45ZM31 251H32V253H31ZM3 253H5L4 255H3ZM8 253V254H7ZM32 254H33V256H32ZM49 254V255H48ZM51 254V255H50ZM249 255V259L247 258V261L250 263L251 261H253L252 263H255V261H256V259L254 258V256L251 254V253H249L248 254ZM250 255L252 256V257H250ZM12 256V257H11ZM28 259H27V258ZM48 257V258H47ZM31 259V260H30ZM51 259V258H50ZM1 260V259H0ZM2 260V261H3ZM10 260V261H9ZM30 260V261H29ZM49 260V261H48ZM249 260H251V261H249ZM45 261V262H44ZM46 261H48V262H46ZM9 262V263H8ZM35 262V263H34ZM252 263H250V264H252ZM256 263H258V262H256ZM255 263V264H256ZM0 264H3V262H1L0 261ZM167 264H173V263H167Z\"/></svg>", "mask_w": 264, "mask_h": 264}]
</instances>
